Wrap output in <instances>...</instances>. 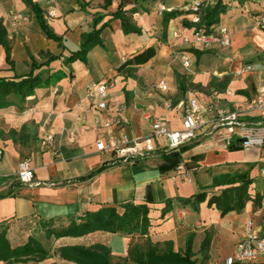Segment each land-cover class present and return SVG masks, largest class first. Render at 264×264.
Wrapping results in <instances>:
<instances>
[{
    "label": "crops",
    "instance_id": "crops-1",
    "mask_svg": "<svg viewBox=\"0 0 264 264\" xmlns=\"http://www.w3.org/2000/svg\"><path fill=\"white\" fill-rule=\"evenodd\" d=\"M193 1L157 0L142 4L113 0L106 6V0H58V16L54 19L47 17L45 3L38 2L47 23L63 37L59 43L47 38L25 0H0V18L9 31L14 61L12 69L0 46V76L28 73L30 55L39 62L47 60L43 54L46 52L61 56L44 66L48 71L43 77L50 76L47 86L37 88L25 101L11 95L13 103L0 109V149L3 150L0 194L11 192L0 198V232L7 227L13 247L25 244L34 236L48 247L50 256L41 261H0V264H76L61 258L60 246L101 242L112 248L115 235L121 233L47 238L40 223L53 218L57 219L56 223L66 225L70 218L80 221L87 211L125 201H149L153 241H177L179 235L184 234L186 239L187 234L194 232V241L201 245L209 231L210 264L226 263L237 242L246 235L248 221L252 220L253 229L264 234V200L259 207L249 200L241 212L231 211L222 216L215 206H208L213 192L208 193L199 211L175 199L206 189L214 175L226 172L249 173L253 179L249 188L252 198L264 190V145L229 148L240 136L226 127L213 129L214 112L202 113L205 123L178 159L158 150L133 163H114L110 153L96 148L98 139L108 140L122 134L133 138L147 136L153 120L161 115L173 129H180L182 112L191 98H196L203 107L215 101L224 109L235 110L252 99L264 84V30L257 25L264 0H222L228 9L219 23L228 26L231 44L205 51L192 49L172 36L174 30L192 36L195 26L191 25L188 7ZM201 1L211 5L218 0ZM120 2L125 4L124 15L142 28V34L125 33L121 19L113 17ZM164 2L166 10H180L169 22L166 42H162L163 35L161 38L153 35V27L158 22L162 24L157 5ZM95 16H103L97 27L107 22L101 33L104 46L93 47L86 63L77 60L65 64L64 56L79 48L81 35L92 29ZM151 45L156 47V55L137 66V76L119 72L126 59ZM182 54L190 57L191 67L183 66ZM248 65L252 69L244 71ZM151 72L162 74L152 76ZM176 72L183 75L182 86ZM225 78L229 80L226 89L210 87L213 79ZM161 79L169 84L166 93L158 87ZM102 81L111 84L105 110L97 106L99 97L90 95ZM154 81L156 89L151 86ZM166 101L172 103L171 108L166 107ZM241 120L253 127L264 120V113L247 112L241 115ZM49 135L54 138L52 143ZM25 158L30 159L35 173L31 184L22 183L18 176L20 162ZM180 164L185 167L184 173L178 170ZM101 166L104 168L100 172L89 176ZM38 181L42 183L36 184ZM215 191L219 193L220 188ZM168 198H174L173 209L162 218L161 210ZM127 236V251L122 256L127 255L133 239V235ZM113 254L121 256L118 252Z\"/></svg>",
    "mask_w": 264,
    "mask_h": 264
},
{
    "label": "trees",
    "instance_id": "trees-1",
    "mask_svg": "<svg viewBox=\"0 0 264 264\" xmlns=\"http://www.w3.org/2000/svg\"><path fill=\"white\" fill-rule=\"evenodd\" d=\"M113 0H106L105 5L108 6ZM136 3L142 4L153 3L157 0H134ZM25 3L30 7L34 13L42 31L47 38L62 43L63 37L57 35L44 17L43 8L38 2L33 0H25ZM123 2H120L118 9L113 13V17L119 18L122 21V27L125 33L142 34L143 30L136 23L131 22L124 15ZM144 6V5H143ZM144 11L148 12L149 8L143 7ZM228 9V5L222 0H218L215 4L206 5L202 1L200 8L201 23H191L195 27L205 26L209 29L212 25L219 23L220 17ZM180 13L179 9L164 10L162 13L163 37L162 42L168 39V26L170 20ZM103 16H95L93 19V27L90 31L84 32L81 35V44L78 49L71 51L69 55L64 56L63 62L65 64L80 60L82 62L88 61L89 51L96 45L104 46L101 33L107 22L102 26L97 27ZM0 46L4 48L5 60L13 69L14 61L12 59V43L9 37V31L0 18ZM47 60L39 62L33 55L31 69L28 73L12 77L0 76V109L10 106L13 101L10 99L11 95H16L20 101H25L27 97L33 95L37 88L45 87L49 84L50 76L43 77V74L48 71L44 66H49L54 60L59 59L60 55H54L49 52L43 53ZM156 55V47L151 45L143 51L128 58L119 68V72L127 73L130 76H137V66L149 62ZM179 86H182L183 75L179 72L175 73ZM229 80L224 79L218 81L213 79L210 87L217 89H226ZM190 143V142H189ZM242 145L240 138L233 140L228 146ZM191 145L184 144L179 152L182 153ZM243 146V145H242ZM176 152L166 154L171 159H178L179 155ZM104 166L92 171L89 176H94L100 172ZM253 179L249 173H220L213 177L211 186L195 193L190 197L177 196L175 199L182 205H189L193 210L199 211L200 204L207 200L208 193L213 192L208 199V206H215L220 210L221 215L224 216L231 211L241 212L249 200L254 201L255 207L262 205L264 200V190L257 192L252 198L249 193L250 185ZM220 188V192L216 193L215 189ZM9 193H1L0 198L7 196ZM174 198H168L165 201V206L162 208L161 217L164 218L173 209ZM151 207L149 201L143 203H135L133 201H125L119 205L101 206L95 210L87 211L84 217L78 221L75 218H70L66 225L54 227L57 219L42 220L41 226L46 230V237L56 238L61 237H83L93 233H121L127 235H139L146 237L145 242H131L128 247L126 256H121L116 262L113 260L112 248L104 243L96 242L92 245L74 244L62 245L59 247L61 258L71 261L76 264H208L211 259L210 247L212 235L209 231L206 232L205 238L201 242L199 252L201 258L196 256L194 250V240L196 234L191 232L187 234L184 248H175V241H153L150 237V228L152 226V217L150 215ZM50 251L46 249L43 244L34 236H30L28 241L20 246L13 247L9 238L7 237V227L5 226L0 232V261L24 262L28 260L41 261L49 258ZM263 264V263H259Z\"/></svg>",
    "mask_w": 264,
    "mask_h": 264
},
{
    "label": "built area",
    "instance_id": "built-area-1",
    "mask_svg": "<svg viewBox=\"0 0 264 264\" xmlns=\"http://www.w3.org/2000/svg\"><path fill=\"white\" fill-rule=\"evenodd\" d=\"M35 1L45 3L46 15L49 19L57 18L58 0ZM201 5V0H195L188 7L191 11V20L195 24L201 23ZM159 7L161 13L166 10V6L163 3ZM257 25L264 30V9L257 20ZM172 36L174 39H181L190 48L202 51L212 50L217 47H227L231 44L229 28L221 23L212 25L209 29L205 26L195 27L191 37L184 36L179 30H174ZM181 61L185 68H189L192 65V61L187 55L182 54ZM251 69L252 66L248 65L244 68V71ZM110 87L109 81H102L90 92V95L99 97L97 106L101 110L107 109ZM158 87L162 92L166 93L169 91V84L165 79L159 81ZM165 105L168 108L172 107V103L169 101H166ZM203 112H214L211 119L213 129L226 127L230 133H238L243 147L249 148L264 145V120L253 127H249L241 120V115L247 112L264 113L263 84L252 99L235 110L224 109L215 101L203 107L196 98H191L188 108L182 112V127L180 129H173L168 119L161 115L153 120L151 132L147 136L133 138L127 134H122L110 137L108 140L98 139L96 148L98 151L110 153L113 156L114 163H133L149 157L158 150L166 153L177 152L184 144L197 138L200 128L205 123L202 117ZM53 139L52 135L48 136L50 143L53 142ZM2 157L3 150L0 149V160ZM184 169L183 164L178 166L180 173H184ZM18 176L22 183H34L35 173L29 158H25L20 162ZM35 183L41 184L42 182L38 181ZM238 263L264 264V234H260L253 229L252 220L248 221L246 235L237 242L233 255L225 264Z\"/></svg>",
    "mask_w": 264,
    "mask_h": 264
},
{
    "label": "rangeland",
    "instance_id": "rangeland-1",
    "mask_svg": "<svg viewBox=\"0 0 264 264\" xmlns=\"http://www.w3.org/2000/svg\"><path fill=\"white\" fill-rule=\"evenodd\" d=\"M170 1H172V0H168V2H170ZM163 4L166 6V3L165 2ZM159 6H160V4L157 5V10H158V14L157 15H158V17L160 19V17H162V14H161V10H160V7ZM153 29L155 30V34H153V35H156V36H158V37L161 38L162 35H163V32H162L163 31L162 24H160L158 22L157 25H156V28L153 27ZM161 74H162L161 72H156V74L154 72H151V75L152 76L153 75L154 76L161 75ZM155 83H156L155 81L152 82L151 83V86L156 89ZM32 225H34V224H32ZM61 225H65V223H61V224L55 223L54 224V227L57 228V227H60ZM40 226H41V224H40ZM41 228L45 231V234H46V230L42 226H41ZM211 231L213 233V230H211ZM132 237H133V239H132L131 242H145V240H146V237H140L139 235H133ZM127 243H128V236L127 235H122V234L115 235L114 241H113V244H112V249H113L112 251L118 252V254H120L122 256L127 251V246H128ZM184 247H185L184 234H181V235L178 236L177 241H175V248L176 249L177 248L179 249V248H184ZM46 249H48V247ZM199 249H200L199 242L198 241H194V250L196 251V256L200 259L201 258V254L199 252ZM121 256H117V255H114L113 254V260H114V262H116L117 259H119ZM210 263L211 262L209 260L208 261V264H210ZM244 264H253V263H244ZM255 264H258V263H255Z\"/></svg>",
    "mask_w": 264,
    "mask_h": 264
},
{
    "label": "water",
    "instance_id": "water-1",
    "mask_svg": "<svg viewBox=\"0 0 264 264\" xmlns=\"http://www.w3.org/2000/svg\"><path fill=\"white\" fill-rule=\"evenodd\" d=\"M240 140H241V139H240ZM175 154H176V155H179V154H180V152H179V151H177Z\"/></svg>",
    "mask_w": 264,
    "mask_h": 264
}]
</instances>
